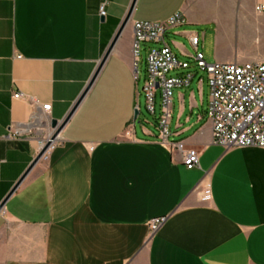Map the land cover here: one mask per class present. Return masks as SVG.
<instances>
[{
	"label": "crops",
	"instance_id": "obj_1",
	"mask_svg": "<svg viewBox=\"0 0 264 264\" xmlns=\"http://www.w3.org/2000/svg\"><path fill=\"white\" fill-rule=\"evenodd\" d=\"M132 2L0 0V205L54 134L51 123L63 122L82 96ZM239 7L234 17L213 0H137L48 159L0 212V264H264V148L213 144L206 76L192 64V82L175 91L167 144L157 118L155 130L133 121L143 94L134 24L182 13L187 24L166 42L191 63L182 40L200 34L188 27L212 23L216 12L228 17L218 25L238 24ZM201 52L214 64L264 63L219 46L210 57ZM179 145L199 152V168H186ZM205 185L210 199L201 201ZM156 218L165 222L152 234Z\"/></svg>",
	"mask_w": 264,
	"mask_h": 264
},
{
	"label": "built area",
	"instance_id": "obj_2",
	"mask_svg": "<svg viewBox=\"0 0 264 264\" xmlns=\"http://www.w3.org/2000/svg\"><path fill=\"white\" fill-rule=\"evenodd\" d=\"M254 11L264 15V0H257ZM101 15L105 16L104 8ZM187 24V19L178 13L166 22L135 23L133 55L134 79L140 81L138 66L141 63L142 46L147 52L146 80L142 87L146 107L150 114L157 115V101L160 98V114L157 117V129L162 144H167L170 137V119L172 102L177 89L187 87L194 78V72H189L192 64L197 72L206 76L209 87V104L207 118L213 126V144L231 150L234 148L258 147L264 148V63H216L209 64L200 51L203 37L194 35L190 44L194 50L191 63L181 61L166 42V36L174 28ZM187 71L182 77L172 74L176 71ZM202 82V81H201ZM158 86V87H157ZM20 94L15 95L19 98ZM43 110H51L50 105ZM58 139V137H57ZM56 139V141H57ZM56 141L48 149L42 160H47ZM41 145L40 151L44 148ZM181 151L183 163L188 170L199 168V152L196 149ZM210 199L209 186L205 185L200 193L201 201ZM165 222V218H156L149 224L152 234Z\"/></svg>",
	"mask_w": 264,
	"mask_h": 264
},
{
	"label": "rangeland",
	"instance_id": "obj_3",
	"mask_svg": "<svg viewBox=\"0 0 264 264\" xmlns=\"http://www.w3.org/2000/svg\"><path fill=\"white\" fill-rule=\"evenodd\" d=\"M220 2L226 6V12L229 14H234V17H238L240 12V7L238 4L242 5V15L239 17L240 22L238 24L230 25L225 23L223 25H218L215 21H227L228 17H224L222 13H214V20L210 24L204 25H190L188 30L191 32L199 33L203 38L204 35H208L207 42L201 43V51L206 53V56L210 57L216 51L219 46L226 50V53L232 54L235 58L236 55L247 58L261 57L264 58V15H258L251 11L252 7L254 10L255 5H252L250 0H213V2ZM213 18V17H212ZM186 50L193 54L194 50L188 40L183 39ZM207 48V50H206ZM141 63L138 66V72L140 73L139 87L140 89L144 86L146 80V60L147 52L145 47L142 46V51L140 53ZM214 64L211 61L208 62ZM205 77L204 74H200ZM160 98L157 101V115L153 116L149 113L146 107L145 97L142 94L140 98L141 115L140 120L137 121V127L140 128L141 124L146 127L155 130V120L160 114Z\"/></svg>",
	"mask_w": 264,
	"mask_h": 264
},
{
	"label": "water",
	"instance_id": "obj_4",
	"mask_svg": "<svg viewBox=\"0 0 264 264\" xmlns=\"http://www.w3.org/2000/svg\"><path fill=\"white\" fill-rule=\"evenodd\" d=\"M137 0H133L132 5L130 7V10L126 16V18L124 19V21L122 22L120 28L118 29L112 43L110 44L106 54L104 55L99 68L96 70L94 76L92 77L90 83L88 84L87 88L85 89V91L83 92L82 96L78 99V101L76 102V104L74 105V107L72 108L71 112L68 114V116L65 118V120L61 123H59L58 121L54 120L51 123V128L53 130H55L54 134L45 142V146L44 148L39 152L38 156L35 158L34 162L31 164L30 168L27 170V172L24 174V176L19 180V182L15 185V187L12 189V191L9 193V195L6 197V199L2 202V204L0 205V212L4 209L8 199L15 193V191L18 189V187L21 185V183L24 181V179L26 178V176L30 173V171L36 166V164L42 160L43 156L45 155V153L48 151V149L52 146V144L56 141L59 133L62 131V129L68 124V122L70 121V119L72 118V116L74 115V113L76 112V110L79 108V106L81 105L82 101L84 100V98L86 97V95L88 94V92L90 91L93 83L95 82L101 68L103 67L104 63L106 62V60L108 59L109 55L112 53L116 43L118 42V40L120 39L122 33L124 32L126 26L128 25V22L134 12L135 6H136ZM158 87V86H157ZM139 111L136 110L134 112V118L133 121L134 123L137 122V119L139 117Z\"/></svg>",
	"mask_w": 264,
	"mask_h": 264
}]
</instances>
